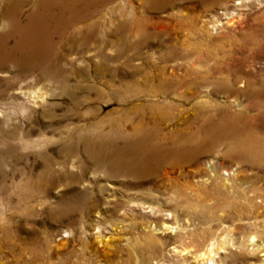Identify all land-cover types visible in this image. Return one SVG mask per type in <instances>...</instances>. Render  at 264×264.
Returning <instances> with one entry per match:
<instances>
[{
    "label": "rangeland",
    "instance_id": "1",
    "mask_svg": "<svg viewBox=\"0 0 264 264\" xmlns=\"http://www.w3.org/2000/svg\"><path fill=\"white\" fill-rule=\"evenodd\" d=\"M114 2L93 18L99 38L58 43L55 78L0 74L12 85L0 98V264H180L187 246L178 234L201 229L192 216L198 188L214 193L232 177L235 164L212 151L135 181L110 171L97 143L137 123L174 133L194 112L179 95L205 73L228 77L236 91L245 87L237 79L264 76V0ZM134 18L148 40L130 35L121 47L115 29ZM195 90L211 101L228 94L210 83ZM154 103L176 118L158 117ZM213 169L218 177H209ZM146 233L157 238L154 253L136 248Z\"/></svg>",
    "mask_w": 264,
    "mask_h": 264
},
{
    "label": "bare ground",
    "instance_id": "2",
    "mask_svg": "<svg viewBox=\"0 0 264 264\" xmlns=\"http://www.w3.org/2000/svg\"><path fill=\"white\" fill-rule=\"evenodd\" d=\"M111 2L114 0H0V74L12 69L17 76H23L38 70L53 78L58 43L65 39L86 43L97 38L99 23L94 19L100 18L103 6ZM144 2L151 8V0ZM115 30V41L121 47L130 44V35H143V42L148 40L137 18L122 21ZM6 80L0 77V98L12 86ZM229 80L224 76L210 78L205 73L188 81L191 94L179 96L192 101L194 112L170 135L157 125L149 128L132 123L131 132L120 131L118 139H104L96 145L98 154L104 155L102 163L110 171L135 181L150 177L167 163H188L212 151H220L223 159L235 164L231 179L227 178L223 185L215 183L214 193L205 186L198 188L192 216L201 229L196 235L187 229L178 234L187 246L183 247L182 251L187 250L180 255V264H200L205 260L215 264H264V76L254 81L237 79L245 84L239 91L229 85ZM200 83H210L219 92L227 91L226 99H200L195 90ZM237 92L249 98L246 104L233 100L231 96ZM165 101L168 107L175 105ZM152 107L163 120L176 118L165 107L156 103ZM213 172L209 177L220 175L218 170ZM185 199L189 200L187 196ZM157 242L155 235L146 233L136 248L141 253H154ZM179 246L175 243L173 251L177 252ZM153 264L172 263L159 258Z\"/></svg>",
    "mask_w": 264,
    "mask_h": 264
}]
</instances>
